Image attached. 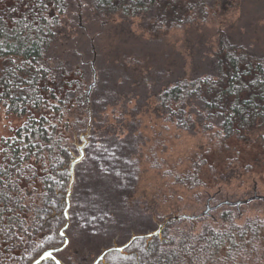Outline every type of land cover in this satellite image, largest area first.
Masks as SVG:
<instances>
[{
	"label": "trees",
	"instance_id": "trees-1",
	"mask_svg": "<svg viewBox=\"0 0 264 264\" xmlns=\"http://www.w3.org/2000/svg\"><path fill=\"white\" fill-rule=\"evenodd\" d=\"M16 1L19 4H13L12 10L0 9V112L24 117L25 121L10 138L13 141L2 142L0 149V264H30L44 250L65 242L61 228L67 220L70 165L78 154L75 140L82 129L88 128L86 94L90 84L87 81L94 73L93 60L97 84L91 93V106L98 118L97 124L106 129V135H102L101 141L94 140L92 127L86 158L78 165L83 172L78 177L75 172L74 187L80 189L77 199L81 194L86 198L87 185L106 173L118 178L112 187L119 189L118 198L123 208L126 195L127 206L132 205L128 203L130 199L134 204L137 201L156 203L152 215L159 221L181 206L194 208L209 197L212 189L221 193L224 186H232L234 181L232 190L236 193L254 192L255 183L261 179L258 167L263 168L262 161L256 158L243 165L238 162L239 158L218 155L209 158L204 154L206 143L195 148L177 167L163 169L156 162L157 178L152 188L140 187L139 181L132 188L126 186L131 178L139 175L137 162L131 158L137 154L132 150L124 155L120 124L115 122L120 114L114 107L121 104L124 88L139 86L148 93L147 105H144L147 111L142 120L152 111L150 118L157 116L160 121L175 126L177 132L187 131L197 125V121L201 122L203 131L214 132L218 141H210L219 146L231 136L264 145V53L253 51L228 32L219 30L213 74L179 77L156 90L153 83L150 84L153 79L147 70L141 71L140 76L134 71H127L128 76L124 77V72L119 73L122 71L119 64L136 70V60L127 62L123 56L115 54L109 60L111 66L101 69L105 31L91 36L85 27L81 28L86 49L82 37L78 43L72 39L79 32L77 26L70 28L67 37L62 36V21L70 11V0ZM208 1L82 0V6L92 8L104 25L115 16L123 21L148 16L166 19L168 24L171 22L178 27L180 24L175 22L183 19L184 10L203 7ZM108 38L112 40L114 36L111 34ZM68 54L74 57L73 61ZM84 66L89 69L81 72ZM126 94L128 110H122L121 114L126 120L135 121L140 113L136 112L137 108L132 109L133 100L139 97L134 93ZM52 100L55 103H51ZM101 154L111 155L114 163L106 164ZM43 161L46 168L38 173ZM124 161L131 170L126 171ZM236 162L240 166H236ZM239 171L242 172L238 174ZM90 203L87 198L86 204L98 214L89 224L95 236L103 231L104 217L108 213L103 215L100 204L93 207ZM85 208L86 205L78 207L77 203L70 205L72 226L77 216H83L82 221L86 223ZM80 210L83 215L79 216ZM87 212L90 213V209ZM241 217L237 208L225 206L211 217L202 218L196 226L181 219L171 221L161 235L137 239L127 250L109 253L101 264H246L245 261L262 264L264 217L256 215L243 220ZM112 219L108 214V222ZM70 240L73 243L74 237ZM65 262L79 264L69 257Z\"/></svg>",
	"mask_w": 264,
	"mask_h": 264
},
{
	"label": "rangeland",
	"instance_id": "rangeland-1",
	"mask_svg": "<svg viewBox=\"0 0 264 264\" xmlns=\"http://www.w3.org/2000/svg\"><path fill=\"white\" fill-rule=\"evenodd\" d=\"M70 3V11L62 21L64 32L62 36L67 37L72 27L77 26L75 28L79 32L74 34L72 39H75L76 43H78V40L80 41L82 37L81 41L85 43L84 48L86 49L87 42L84 39L85 37L82 36L84 31L80 30L81 28L85 27L91 36H96L100 31H105L107 37L105 42H103L105 46L100 58L101 69H107L111 66L109 65V60L115 54L123 56L127 62L136 60V70H132L133 68L129 69L127 66L123 68L119 64L121 67L119 69H122L119 73L124 72V77L128 76L127 71H134V74L140 76L143 74L141 71L147 70V73H150V78L153 79L150 84L153 83L156 90L159 89L158 86L160 85H162L160 87L162 88L172 84L179 77H202L213 74L215 71L214 50L219 30L228 32L238 43L250 47L253 51L264 53V0H209L203 7H197L191 11L184 10L183 19L175 22V24H180L178 27L172 26L174 24L171 22L168 24L166 19L157 20L156 17L150 18L148 16L145 18L134 17L124 21L115 16L104 25L92 8L82 6V0H70ZM13 4L17 5L19 3L16 0H0V9L7 7L12 10ZM183 20L185 22H182ZM79 22L82 24L80 27H78ZM111 34L114 36L112 40L108 38ZM62 53L67 55L70 51ZM68 58L72 61L74 59L71 54H68ZM85 69L88 70L89 67L84 66L81 72H84ZM115 69L118 68L115 67ZM116 75L118 74L116 73ZM123 77L121 76L120 79L122 80ZM90 80L92 79L90 78L87 83H90ZM146 91L143 88H139V86L136 88H124L123 97H120L122 99L121 104H117L114 107V110L116 109L117 113L120 114V118H117L115 122L116 125L120 124L118 129L122 134L120 135L121 138L117 137L124 140V155L130 154L132 150H135L137 154L136 156H131V158L137 162L135 165H138L139 175L136 174L134 179L131 178L130 184L126 186L132 188L135 182L139 181L141 183L140 187L152 188L156 184L157 178L156 162L160 163L163 169H168L171 166L172 168L177 167L181 160L188 159L195 152V148H201L206 143L204 154L209 158L211 156L215 158L217 155L220 157L239 158L238 162L240 164L243 163V165L256 158L259 162L262 161L263 168L258 167L262 172L259 174L261 179L259 178L260 181L255 183L254 189L257 190V194L264 196V145L253 143L251 142L252 140H240L237 136H231L221 143L222 146H219L213 142L214 139L218 141L213 136L214 132L207 130L210 132L207 133L206 130L203 131L201 122L197 121L198 124L187 131L180 132L178 130L177 132L175 126L172 127L170 123L160 121L157 116L150 118L152 111H148L149 113L142 120L141 117L147 111L144 107L145 104L147 105L145 97H148V93ZM126 93H134L139 97L133 100L132 109L135 110L137 108L136 112L140 113L139 118L135 117V121L126 120L125 115L121 114L122 110L124 112V109L128 110V102H125V97H128ZM51 103H55V100H52ZM154 106L152 105V108ZM91 115L92 127L95 129V139H93L101 141L102 135H106L104 133L106 129L97 124L98 118H95L92 106ZM86 117L88 126L90 120L89 112ZM23 121H25L24 117L7 116L4 112H0V149L3 146L2 142L13 141L10 138L15 136V130ZM53 122L56 123L57 121ZM81 131L78 139L75 140L77 148L83 143L81 136L87 131V128L85 127ZM211 139L213 140L210 141ZM101 155L105 157L104 154ZM110 156L105 157L108 165L114 163L112 156ZM124 162L126 171L131 170L129 163ZM238 162H236V166H240ZM44 168L46 167L43 161L38 168V173H43ZM238 169L241 170L240 167ZM76 170L78 177L79 173L83 172V169L76 167ZM241 172L239 171L238 174ZM233 178L235 179V177ZM117 179L109 174L101 173L97 179L87 185V187L89 186V195L84 198L82 196L85 194H81L79 199H77V194L80 189L76 185L74 187L75 182L73 183L70 198H68L67 194V207L69 199L70 205L77 203L78 207H85L86 205L88 208L86 201L89 198L90 205L94 207L100 204V207L103 208V215L108 213L113 219L107 223V214L104 217L106 222L103 231L92 236L93 226L90 227L89 224L91 225L95 221V215H98L94 209L89 207V213L87 212L88 209L85 208L84 220L86 223L82 221L83 216L81 218L77 216L72 226L71 219L67 218L61 230L68 225L65 229V234L69 240L73 236L74 242L71 243L70 240L66 249L59 255L56 254L62 264H67L65 258L68 257L72 258L75 263L91 264L104 248L113 245H124L133 234L153 232L159 228V223L165 219L159 221L154 219L152 210L156 203L149 205V202L137 201L134 204L130 199L128 203L132 205H130L131 207L127 206L126 201L129 199L127 195L126 199H124L125 205L123 208L122 202L118 198L120 195L119 189L116 187L114 190L112 187ZM234 182L232 186H224L221 193L217 192L216 189L211 190V193L217 192L219 195L217 202L245 200L254 195L253 192L250 194L244 192L236 193L232 190ZM123 189L125 188L123 187ZM206 201L207 199L196 204L194 208L181 206L171 211L168 216L180 213H200L207 208ZM255 201L252 200L239 207L242 216L241 220L256 215L264 217V200ZM81 213L83 212L80 210L79 216L83 215ZM190 223L194 224L193 222ZM70 225L73 229H71L69 235ZM75 250L78 252H75ZM245 263L258 264V261H251V263L245 261Z\"/></svg>",
	"mask_w": 264,
	"mask_h": 264
},
{
	"label": "water",
	"instance_id": "water-1",
	"mask_svg": "<svg viewBox=\"0 0 264 264\" xmlns=\"http://www.w3.org/2000/svg\"><path fill=\"white\" fill-rule=\"evenodd\" d=\"M92 67H93V77H92V81L90 82V84L88 85V89H87V94H86V101L88 102V107H89V113H90V120H89V124H88V128L87 131L81 136L83 143L80 144L79 147V155L75 157V159L72 161L71 163V171H72V179H71V183H70V189L68 191V198L71 195V191H72V186L74 183V166L77 162H79L81 159L84 158L85 156V147L88 143V136L90 135V129H91V93L93 88L95 87V85L97 84V71L94 67V60L92 61ZM258 197V195H255L254 197H251L250 199L247 200H239L236 201L235 203L237 204H242V203H246L249 202L252 198H256ZM225 203H232L233 202H228V201H222L220 203H218L215 206H209L207 207L205 210H203L200 213H193V214H187V213H180V214H173L172 216H168L166 217L163 222L159 223V228L154 230L153 232H149V233H137V234H133L131 236V238L124 244V245H113L107 248H104L102 250V252L95 258V260L91 263V264H101V262H103L106 258V256L113 252V251H124L125 249H127L135 240L137 239H141V238H147V237H153L156 235H161L162 231L164 229V227L173 220H177V219H184V220H195V219H199L203 216H205L207 213H209L210 210L216 209L218 207H220L222 204ZM70 207V203H69V199H68V207L67 210L65 211V214L67 216V218H69L68 215V210ZM68 226V225H67ZM67 226L61 230V233L66 236V241L65 243L58 247V248H50L45 250L33 263L31 264H42L44 261L47 260H54L56 264H62V262L59 260V258L56 256V252H58L59 250L64 249L69 242V238L67 237V235L65 234V229L67 228Z\"/></svg>",
	"mask_w": 264,
	"mask_h": 264
},
{
	"label": "flooded vegetation",
	"instance_id": "flooded-vegetation-1",
	"mask_svg": "<svg viewBox=\"0 0 264 264\" xmlns=\"http://www.w3.org/2000/svg\"><path fill=\"white\" fill-rule=\"evenodd\" d=\"M91 136H92V124H91V129H90V135L88 136V143H87V145H86V147H85V156H84L83 159H81L79 162H77V163L75 164V166H74V182H75V180H76V178H75L76 167H78V165H79V164H80V163L86 158V152H87L86 149H87V147L89 146V143H90V140H91ZM77 149H78V151H79V148H77ZM77 155H78V154H76L75 157H76ZM75 157H74V159H75ZM74 159H73V160H74ZM71 163H72V162H71ZM70 172H71V179H72L71 165H70ZM217 192H219V191H217ZM217 192H216V193L214 192L215 194H214V193H210V195H209V197L207 198V201H206V207H209V206H215V205H217L218 203H220V202H217L218 197H219V195L217 194ZM219 193H220V192H219ZM253 194H254V195H253L252 197H254L255 195H258V197H256V198H252L250 201H252V200H254V201H255V200L263 201V200H264V196H260L259 194H257V190H256V189H254ZM69 198H70V197H69ZM250 198H251V197H250ZM250 198H248V199H250ZM243 200H244V199H243ZM245 200H247V199H245ZM250 201H249V202H250ZM228 202H233L234 204H232V203H225V204H222L220 207H218V208H216V209H213V210H210L209 213H207L205 216H203V217H201V218H199V219H195V220H184V219H181V220H183V221H185V222H193L194 225L196 226L198 221H200L202 218H205V217H207V216L211 217V216H212V213L215 212L216 210H219V209H221V208H223V207H225V206H230V207H232V208H237V209L239 210V207H240L242 204H245V203H242V204L239 205V204L235 203L236 200H232V201H229V200H228ZM249 202H246V203H249ZM212 204H214V205H212ZM201 212H202V211H201ZM195 213H198V212H195ZM155 220H156V219H155ZM177 220H179V219H177ZM173 221H174V220H173ZM170 222H171V221H170ZM107 223H108V220H107ZM166 226H167V225H166ZM166 226H165V227H166ZM67 227H68V226H67ZM165 227H164V228H165ZM163 230H164V229H163ZM61 235L64 236L62 233H61ZM156 236H157V235H156ZM64 237L66 238V236H64ZM154 237H155V236H153V237H151V238H150V237H147V238H148V239H152V238H154ZM64 243H65V242H64ZM69 243H70V240H69L68 244H69ZM132 244H133V243H132ZM132 244H131V245H132ZM131 245H130V246H131ZM67 246H68V245H67ZM67 246H66V247H67ZM130 246H129V247H130ZM66 247H65L64 249H66ZM129 247H128V248H129ZM53 248H55V247H53ZM56 248H58V247H56ZM128 248H127V249H128ZM64 249L59 250L58 252H56V254L58 255V254H59L60 252H62ZM44 251H45V250H44ZM44 251H43V252H44ZM43 252H42V253H43ZM42 253H41V254H42ZM41 254H40V255H41ZM40 255H39V256H40ZM57 255H56V256H57ZM39 256H38V257H39ZM38 257H37V258H38ZM57 257H58V256H57ZM37 258H36V259H37ZM36 259H35V260H36ZM35 260H34V261H35ZM34 261H33V262H34ZM47 261H53V262H55L54 260H47ZM47 261H44V262H47ZM33 262H32V263H33ZM44 262H43V263H44ZM43 263H42V264H43ZM30 264H31V263H30Z\"/></svg>",
	"mask_w": 264,
	"mask_h": 264
}]
</instances>
